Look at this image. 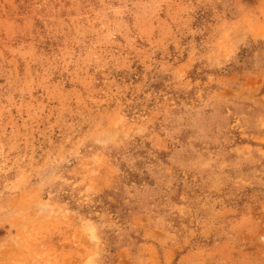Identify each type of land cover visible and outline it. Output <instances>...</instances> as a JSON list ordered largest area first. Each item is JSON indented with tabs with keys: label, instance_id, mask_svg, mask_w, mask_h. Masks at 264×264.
<instances>
[{
	"label": "rangeland",
	"instance_id": "1",
	"mask_svg": "<svg viewBox=\"0 0 264 264\" xmlns=\"http://www.w3.org/2000/svg\"><path fill=\"white\" fill-rule=\"evenodd\" d=\"M0 264H264V0H0Z\"/></svg>",
	"mask_w": 264,
	"mask_h": 264
}]
</instances>
